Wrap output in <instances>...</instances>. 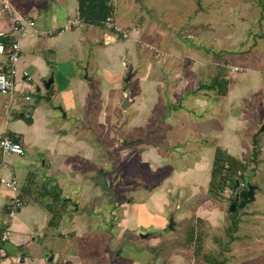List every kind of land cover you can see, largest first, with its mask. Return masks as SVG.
Listing matches in <instances>:
<instances>
[{"label":"crops","instance_id":"0c3cea01","mask_svg":"<svg viewBox=\"0 0 264 264\" xmlns=\"http://www.w3.org/2000/svg\"><path fill=\"white\" fill-rule=\"evenodd\" d=\"M111 4L114 13L110 19L115 23L113 0ZM23 5L24 2L19 1L15 3L17 10L13 8L33 18L34 25L20 42L21 54L15 65L12 95L0 93V139L8 136L24 149L23 155H14L5 154L0 148V223L5 222L8 231L7 257L0 259V264H53L55 261V264H187L186 261L195 264L200 260L210 261L211 254L203 257L204 252L200 255L199 250L198 255L193 256V251L199 242L196 224L205 222L208 226L206 216L214 207L207 204L220 201L214 200L209 192L214 152L219 148L241 161L237 157L241 151L239 129L246 119L229 112L237 103L233 100L240 91H243L240 97L244 98L253 90H256L259 110L264 111V70L252 69L256 76L251 81L246 77L241 83L243 86H229L220 78L217 69L223 65L219 60L206 51L185 50L165 38L164 56L155 58L152 53L158 65L151 64L149 57L137 55L130 69L127 70L132 60L123 65L125 70L115 69L113 52L105 54L104 49L98 47L103 45L99 38L110 45L115 38L129 39V33L124 39L103 26L86 24L77 27L81 28L79 32L62 30L73 11L77 15V0L74 4L68 3L65 10H54L52 14L39 5L24 12ZM7 30V19L0 13V31ZM68 31L80 33L75 46H69L73 33ZM147 31L148 36L155 32L151 28ZM174 38L183 43L189 39H183L180 33ZM88 40L93 49L86 56L87 51L80 43L86 45ZM132 40L139 44L135 37ZM3 41L6 45V38ZM73 52L76 55L72 59ZM104 56L106 64L101 60ZM85 61V66H81ZM188 61L186 66L184 63ZM6 64L7 51L0 54V69ZM23 72L28 73L29 79H23ZM25 96H30L31 100H25ZM125 99L128 102L123 106ZM257 131L254 134L258 137ZM145 135L150 138L141 137ZM206 135L213 141L203 142ZM187 137L192 138L193 146L202 148L198 149L200 154L206 152L205 157L192 164L193 157L178 164L175 154L169 159H160L156 156L160 151L144 143L161 138L176 145L179 141L184 143ZM112 146H116L115 153L107 151L115 150ZM139 146L148 150V154L142 155H147L144 167L148 169L154 164L151 176L152 182L156 180L157 192L149 194V190H137L132 192L133 199L127 197L120 201L112 187L118 184L115 163L129 161L130 149L136 153ZM193 152L197 151L193 149ZM103 177L107 180L106 187L101 183ZM12 178L18 181L16 191L2 182ZM54 187L59 190L56 194L51 190ZM105 188L109 189L107 196H103ZM232 191L233 188L225 190L227 198ZM161 192L169 196L163 197ZM13 198L25 202L9 216L7 207ZM167 198L181 199L185 209L177 208L178 204L169 203ZM192 203L195 206L190 207ZM166 208L170 209L172 229L165 220ZM88 209L93 217L90 221L85 219ZM101 216H109L103 219L105 224ZM190 221V226L194 222L195 225L192 230L188 225L186 232H191L190 236L193 234L198 240L187 245L191 255L175 251L178 259L169 261L156 254V247H163L167 252L170 242L178 239V233L185 232L184 226ZM166 227L173 233L171 237L165 233L161 238L156 236L149 248H142L146 252L142 257L132 254L131 248L136 243L128 241L134 240L137 232L141 238H148L149 228L165 231ZM60 228L62 232L58 231ZM50 229L54 231L49 236ZM109 231L114 233L113 237ZM55 238H63L65 243L56 246ZM48 247L52 253L49 259L45 251Z\"/></svg>","mask_w":264,"mask_h":264},{"label":"rangeland","instance_id":"374dc122","mask_svg":"<svg viewBox=\"0 0 264 264\" xmlns=\"http://www.w3.org/2000/svg\"><path fill=\"white\" fill-rule=\"evenodd\" d=\"M9 1L15 9L16 2H24L22 7L25 8L24 12L31 9L33 6L39 5V7L42 6L41 8L45 7L51 14L54 10H65L68 3L74 4V2H76V0H58V2L57 0H53V2L52 0ZM113 2L115 6V23L112 19L110 20L112 23L122 28L123 31H126L127 35L129 33V39L121 40L115 38L110 45H107L104 40L99 38L100 44L103 45L98 47L103 48L105 54L110 51L113 52L111 57L114 58L115 69L117 67V69L125 70L123 65H127L128 61L132 60L127 70L130 69L136 62L135 58L138 57L137 55H142L143 58L144 56L146 58L149 57V62L151 64L158 65V62L153 60L152 53L154 50H159L162 53L165 52L163 43V39L165 38L168 43L175 41L185 50L195 48L200 52L206 51V53L211 54L212 57L219 60L221 65H223V68L219 66L217 70L219 71L220 78L230 84L229 86H243L241 83L246 77L251 81L252 78L256 76L252 69L254 71L264 70V0H113ZM211 3L214 4L210 7ZM70 17H75V11H73ZM148 28L155 31L151 35L149 34L150 36H148ZM75 29L78 32L81 30V28H73V30ZM144 29L146 30L144 31ZM68 33H73L70 38L71 45L69 46H75L79 40L77 36L80 35V33H75L74 31H68ZM177 33H180L183 39H189L183 43L181 40L174 38ZM133 37L138 39L139 44L136 45L133 42ZM80 45L81 48L87 51L86 56L91 54L90 52L93 48L90 40L87 41L86 45H82L81 43ZM138 47L139 50L137 49ZM75 55L76 54L73 52L72 59ZM163 56L164 53L159 56V58ZM188 58L189 56H187L186 60H188ZM106 59V56H104V59L101 58V60H104L105 64L107 63ZM159 62H161V60ZM85 64L86 61L82 63L81 66H85ZM184 64L186 66L189 65V61ZM225 64L239 67L243 69V71L228 73ZM135 70L136 69L133 67V72ZM249 72L251 76L247 75L250 74ZM128 76L129 74L124 77V80H126ZM248 83L250 84V82ZM242 93L243 91H240L239 94L236 95L233 101L237 103L233 104L232 110H230L229 113L237 117H245L246 119V122H244L245 125L240 123L241 128L239 129V135L241 142L239 144L241 145V151L237 157L244 162L245 168L243 172L245 174L244 177H246L244 184L250 182L252 185H256V190L253 195L254 200L242 208L237 207L235 211H229V201L224 198H222L221 201L208 202L207 205L210 204L209 206L214 207V209L210 210V215L206 216L209 217V220H207L209 224L205 226V222L203 223L204 225L198 222L199 225L196 224V234L199 237L198 245L201 250L200 255L203 252V257L211 254L212 259L208 258L210 259L208 262L200 260L195 264H264V133H258V137L254 134L264 123V111H260L256 103V90H253L251 95L248 94L244 98L240 97V95H243ZM119 117L122 120V115ZM66 128H69V126H66ZM252 133L254 134L253 136ZM251 136L252 143L250 141ZM141 137L146 138L149 136L145 135ZM208 137L209 136L206 135L202 141L205 143L212 142L213 140ZM161 138L151 139L152 143H150L149 140L144 141L148 148H154L160 151V153L157 152L156 155L160 159H169L171 158V154H175L177 158L175 161L177 160L178 164L181 165L182 160L193 157V159H191L192 164L201 159L202 156L205 157L206 152L200 154L198 152L199 148L193 146L192 138L190 139L187 137L184 143L179 141L176 145L170 144L168 141H163ZM122 141L123 140H121V142ZM188 144H190L191 147H187ZM207 146L211 147L210 145ZM112 148L115 150L109 148L107 151L115 153L116 146H112ZM193 149L197 152L194 153ZM137 150L138 152L135 153L133 149H130L129 153L132 156L130 155L131 159L126 163L122 161L115 163V173H117L115 179L118 181V184L112 187L115 192L114 195L120 201L127 197H132V192L137 190H149V194L157 192H155L157 189L156 180L152 182L153 176H151V168L154 164L151 163L148 169L144 167L146 163L144 160L147 155L145 157L142 155L148 154V150L146 152V148L141 146H139V148L137 147ZM207 157L210 158V154L207 155ZM39 158L42 157L39 156ZM115 159L117 160L116 154ZM176 163L177 162L173 161L174 165H176ZM101 183L106 187L107 180L105 177H103ZM51 190H53L54 194L59 192L56 187ZM108 190V188H105L103 196H107ZM87 191L91 193L89 188H87ZM162 196L168 197L169 195L168 193H162ZM135 198H137V196ZM151 198L154 199L155 197ZM162 199L164 200V198ZM167 201L169 203H177V208L180 207L182 210L185 209V204H183L181 199L169 200L167 198ZM31 204V202L28 203L29 206H31ZM87 206L90 208L91 202L87 203ZM104 206L107 207L106 204ZM191 206H195V203H192L190 207ZM172 208L174 209V207ZM166 209L167 212L164 216L165 220L167 219L166 221L168 222L171 213L169 208ZM84 212L86 214L85 210ZM107 215H110V212H107ZM108 217H100L103 224L106 223L103 219H107ZM92 218V212L88 209L85 219L90 221ZM9 220L10 218L7 219V221ZM209 221L213 223V227ZM232 222H235L236 225H233ZM190 224L191 221L185 226L182 224L185 228V232L182 235L175 230L179 237L173 242L168 240L171 248L168 249L167 252L162 250L163 247H156L158 251L156 254L169 261L178 259V257L175 258V251H181L186 256L191 255L187 245H191L192 240H196V236H190V230H192L195 222L191 226ZM182 225H180L178 229H180ZM188 225L190 229L188 232L190 233L186 232ZM108 227L110 228V225H108ZM53 231L54 229L48 230L49 236ZM58 231L62 232V229L60 228ZM148 232H150V238H141L139 235L140 232H137L134 240L131 239V241H128L130 244L136 243L133 248H131L132 254H138L142 257L143 253H146L142 248H144V250L149 248V245H151L150 242H152L154 237L158 236L161 238L165 234L171 237L172 233L167 227L165 231L163 229L149 228ZM109 234L111 237L114 236V233L110 231ZM193 237L195 239H193ZM126 238L130 237L126 236ZM55 241H57L56 246H62L63 243H65L63 238H55ZM197 241L198 240H196V242ZM104 244H106V241H104ZM207 244H211V247H207ZM45 251L49 259L52 256L49 247ZM193 252V256L196 254L198 255L199 251H197V247ZM15 255L19 256V253ZM56 262L57 261L53 264ZM186 263L189 264V261H186Z\"/></svg>","mask_w":264,"mask_h":264},{"label":"built area","instance_id":"2783aa9c","mask_svg":"<svg viewBox=\"0 0 264 264\" xmlns=\"http://www.w3.org/2000/svg\"><path fill=\"white\" fill-rule=\"evenodd\" d=\"M0 13L7 19L8 30L6 32L0 31V54L3 55L7 51V64L5 68L0 69V93L12 95L14 90L15 76H16V62L18 61L21 48L20 42L27 37L29 30L34 25V20L31 17L23 16L17 12L12 6L9 0H0ZM81 21L77 16L69 18L62 30H71L81 26ZM104 27L120 34L122 38H127V32L123 31L116 24L112 23L110 18L106 19ZM3 38H6L7 44H4ZM154 50V49H153ZM163 53L159 50H154L156 58ZM228 73L242 72L243 69L239 67H233L226 65ZM23 79H29L28 73H22ZM25 100H31L30 96H25ZM0 148L5 154L23 155L24 149L22 145L15 142L8 136H4L0 139ZM11 190L16 191L18 189V181L16 178H12L8 181H2ZM25 200L13 198L11 204L7 207L8 215L11 216L15 213L16 208L20 206ZM8 241V231L5 228V222L0 223V259L7 257L6 243ZM14 264V263H12Z\"/></svg>","mask_w":264,"mask_h":264},{"label":"trees","instance_id":"16d2710c","mask_svg":"<svg viewBox=\"0 0 264 264\" xmlns=\"http://www.w3.org/2000/svg\"><path fill=\"white\" fill-rule=\"evenodd\" d=\"M113 13L114 8L111 0H77L76 16L82 24L104 27L106 19L111 18ZM263 132L264 123L259 127L257 133ZM243 163L228 156L221 149H216L211 171L212 177L209 183V192L214 200L221 201L224 198L228 201L224 192L226 189H231L230 184H233L237 180L241 186L246 181ZM232 223L236 225L235 222ZM199 250L200 246L198 245L197 251Z\"/></svg>","mask_w":264,"mask_h":264},{"label":"water","instance_id":"95a60500","mask_svg":"<svg viewBox=\"0 0 264 264\" xmlns=\"http://www.w3.org/2000/svg\"><path fill=\"white\" fill-rule=\"evenodd\" d=\"M128 100L125 99L124 101V105H127ZM231 188H236L237 186H239V182L237 180H235V182L233 184H230ZM245 191L241 193V200L238 201V195H237V189H236V195L234 197V200L229 204V211H234L237 207L238 208H242L244 207L246 204L250 203L251 201L254 200V190L256 189V186L252 185L250 182H246L245 183ZM232 195L229 194V199L232 200ZM238 201V203L236 204V202ZM168 228L172 229L173 228V220L172 218L169 219L168 221Z\"/></svg>","mask_w":264,"mask_h":264},{"label":"flooded vegetation","instance_id":"af4514ba","mask_svg":"<svg viewBox=\"0 0 264 264\" xmlns=\"http://www.w3.org/2000/svg\"><path fill=\"white\" fill-rule=\"evenodd\" d=\"M244 185V186H243ZM234 190L231 192V195H232V200L229 199L228 197V201L229 203H231L233 200H234V197L236 195V189H237V195H238V201L241 200V193L244 192L246 189H245V184L243 183L241 186L239 184V186H237L236 188H233ZM238 201L236 202V204L238 203Z\"/></svg>","mask_w":264,"mask_h":264}]
</instances>
